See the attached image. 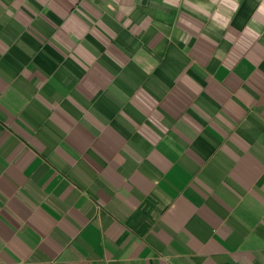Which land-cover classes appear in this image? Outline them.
Listing matches in <instances>:
<instances>
[{"label":"crops","instance_id":"0c3cea01","mask_svg":"<svg viewBox=\"0 0 264 264\" xmlns=\"http://www.w3.org/2000/svg\"><path fill=\"white\" fill-rule=\"evenodd\" d=\"M0 264H264V0H0Z\"/></svg>","mask_w":264,"mask_h":264}]
</instances>
